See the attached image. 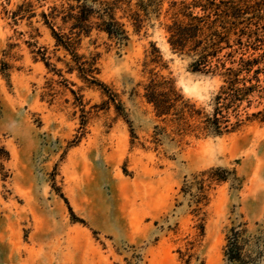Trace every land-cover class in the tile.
<instances>
[{
	"label": "rangeland",
	"instance_id": "374dc122",
	"mask_svg": "<svg viewBox=\"0 0 264 264\" xmlns=\"http://www.w3.org/2000/svg\"><path fill=\"white\" fill-rule=\"evenodd\" d=\"M66 2L0 0V147L10 155L0 162V264H185L189 253L191 264H224L230 229L251 233L264 221V122L155 143L143 96L151 69L206 111L221 79L193 72L159 22L135 32L118 13L126 45L94 29L77 47L104 91L69 70L71 56L43 24L41 12ZM27 3L35 16L15 20ZM154 47L163 67L146 68ZM262 96L244 104L243 119L264 111ZM210 170L206 180L227 179L212 183L195 216L182 188Z\"/></svg>",
	"mask_w": 264,
	"mask_h": 264
},
{
	"label": "trees",
	"instance_id": "16d2710c",
	"mask_svg": "<svg viewBox=\"0 0 264 264\" xmlns=\"http://www.w3.org/2000/svg\"><path fill=\"white\" fill-rule=\"evenodd\" d=\"M71 2L52 6L49 12L43 11L40 16L43 24L50 29L56 46L71 56L69 70L77 71L82 78L102 87L104 91L107 89L105 84L95 77L92 80L87 78L94 64L84 63L77 47L94 29L119 46L126 45L130 40L129 30L126 23L121 22L118 13H122V18L135 32L159 22L172 52L188 58L193 72L221 79L222 85L212 100V109L206 111L192 99L186 98L172 79L151 69L148 81L143 84V96L152 106L157 120L154 127L155 143L159 144L163 138L173 141L183 139L186 135L220 137L239 131L245 121L259 119L264 122V111L247 113L245 119L240 114L244 104L245 108H251L253 98L263 99L264 0ZM165 4L168 6L165 7ZM27 7H31V3L20 5L12 12V17L15 20L21 15L34 17L35 14H30ZM154 49L155 52L145 63L146 68L149 65L163 67L161 53L157 48ZM42 59L49 66L46 58ZM6 69L7 64L3 63L2 70ZM108 98L116 110L121 111L116 95L111 93ZM9 156V152L0 147V162L8 160ZM0 167L3 169L1 163ZM212 173L213 170L202 172L182 188L184 197H189L188 206L193 207L195 216L199 215L202 205L207 201L206 192L212 183L227 179L226 176L204 178ZM245 225L239 224L230 229L224 247V264L264 263V221L258 223L257 230L251 233ZM193 258L194 255L189 253L185 264H191Z\"/></svg>",
	"mask_w": 264,
	"mask_h": 264
},
{
	"label": "bare ground",
	"instance_id": "6f19581e",
	"mask_svg": "<svg viewBox=\"0 0 264 264\" xmlns=\"http://www.w3.org/2000/svg\"><path fill=\"white\" fill-rule=\"evenodd\" d=\"M166 44H167V46H169L168 43H166Z\"/></svg>",
	"mask_w": 264,
	"mask_h": 264
}]
</instances>
